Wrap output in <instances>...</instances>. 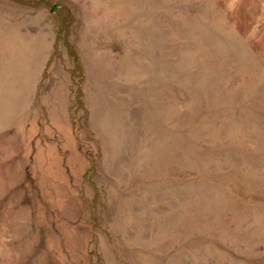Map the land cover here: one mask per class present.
Returning <instances> with one entry per match:
<instances>
[{
    "label": "rangeland",
    "instance_id": "rangeland-1",
    "mask_svg": "<svg viewBox=\"0 0 264 264\" xmlns=\"http://www.w3.org/2000/svg\"><path fill=\"white\" fill-rule=\"evenodd\" d=\"M0 264H264V0H0Z\"/></svg>",
    "mask_w": 264,
    "mask_h": 264
}]
</instances>
